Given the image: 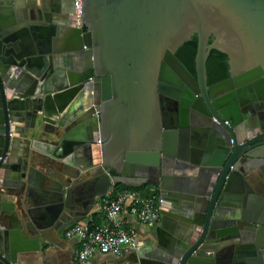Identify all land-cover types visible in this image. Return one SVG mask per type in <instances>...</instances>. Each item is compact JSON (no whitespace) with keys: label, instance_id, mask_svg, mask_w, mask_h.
<instances>
[{"label":"water","instance_id":"95a60500","mask_svg":"<svg viewBox=\"0 0 264 264\" xmlns=\"http://www.w3.org/2000/svg\"><path fill=\"white\" fill-rule=\"evenodd\" d=\"M51 1L0 0V188L49 124L59 143L33 145L61 163L58 219L142 179L164 199L162 264H264V0H81L83 30L75 0ZM194 36L196 75L176 56ZM214 50L229 78L209 86ZM27 226L0 207V264L40 249Z\"/></svg>","mask_w":264,"mask_h":264},{"label":"crops","instance_id":"0c3cea01","mask_svg":"<svg viewBox=\"0 0 264 264\" xmlns=\"http://www.w3.org/2000/svg\"><path fill=\"white\" fill-rule=\"evenodd\" d=\"M28 1L23 0V3L28 5ZM52 21H58L57 13L53 14ZM69 21L72 20L69 18ZM57 27H60V25H57ZM60 47L62 49L66 48L65 40L61 42ZM70 62L72 63V61ZM72 64L78 67L81 63L79 61L75 63L74 60ZM42 127L39 124L40 131L30 135L27 140H22L17 145L15 161L20 159L21 170L18 172L9 171L8 177L3 178L2 181L6 185L0 188V207L2 209L18 210L20 217L25 220L29 231L32 233L30 237L39 238L40 241V249L19 255L17 264H78L77 255L80 245L77 240L66 236V231L74 225L75 219L67 213L63 214L61 219H58L56 207L50 203L48 197L50 190L60 182L57 169L61 167V163L45 155L33 145L34 141H37L39 145H44L43 143L56 144L59 143L60 138L50 135L52 131L57 132L54 126L46 125V129L50 134H44L45 132L41 131ZM91 157L94 164H101V161H97V157H101L100 152L93 149ZM121 180L127 182L118 183L123 186L144 187L140 190L142 193H146L152 187L159 190V187L150 182L143 183L144 180L142 179L129 178ZM79 209L83 211V208L79 207ZM91 218L95 223L102 222V198L97 201V204L86 217H81V220L86 222ZM124 219L128 223L127 228L136 234L140 246L136 249L126 248L123 257L97 253L93 258V264H110L122 260V258L126 262L132 258L133 252L137 249H141L139 252L143 255V258H140V264H162L160 262L162 252L157 249L155 240L160 232L166 230L161 227L163 225L162 218L154 228L141 225L133 216L127 213H124Z\"/></svg>","mask_w":264,"mask_h":264},{"label":"built area","instance_id":"2783aa9c","mask_svg":"<svg viewBox=\"0 0 264 264\" xmlns=\"http://www.w3.org/2000/svg\"><path fill=\"white\" fill-rule=\"evenodd\" d=\"M81 6V0H75V26L83 30ZM84 49L88 50L87 47ZM116 185L102 197V222L95 223L92 218L86 222L81 220L66 231V236L77 240L80 245L78 264H93L97 253L121 257L126 248L136 249L140 246L136 234L127 228L124 213L149 228H154L160 221L164 199L156 187L146 194L130 189L115 191Z\"/></svg>","mask_w":264,"mask_h":264},{"label":"trees","instance_id":"16d2710c","mask_svg":"<svg viewBox=\"0 0 264 264\" xmlns=\"http://www.w3.org/2000/svg\"><path fill=\"white\" fill-rule=\"evenodd\" d=\"M86 31V28H84ZM198 49V38L193 37L191 42L186 43L179 49L176 56L182 64L193 74L196 75L195 58ZM207 75L209 85H214L229 78L228 57L218 51H212L207 61ZM144 187H127L120 184L115 186V191L142 190ZM148 193V190L146 194Z\"/></svg>","mask_w":264,"mask_h":264},{"label":"flooded vegetation","instance_id":"af4514ba","mask_svg":"<svg viewBox=\"0 0 264 264\" xmlns=\"http://www.w3.org/2000/svg\"><path fill=\"white\" fill-rule=\"evenodd\" d=\"M50 5H52V1L50 0ZM67 10L69 11V18L72 20V17H73V15H74V11H73V9L71 10L70 8L68 9L67 8ZM54 14V13H53ZM227 80V79H226ZM225 81V80H224ZM209 86H211V85H209ZM254 106H256V105H254ZM258 107L262 110V109H264V104L262 103V104H258Z\"/></svg>","mask_w":264,"mask_h":264}]
</instances>
